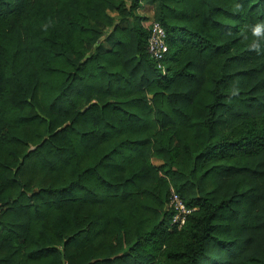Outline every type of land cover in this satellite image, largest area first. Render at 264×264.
<instances>
[{"label": "trees", "instance_id": "16d2710c", "mask_svg": "<svg viewBox=\"0 0 264 264\" xmlns=\"http://www.w3.org/2000/svg\"><path fill=\"white\" fill-rule=\"evenodd\" d=\"M143 1L166 29L160 61L147 51ZM257 24L264 0H0V264H264ZM120 30L131 32V73L167 104L154 116L145 95L127 97L138 86ZM32 52L56 80L28 66ZM164 119L177 142L151 147L147 128ZM159 170L194 208L181 229L169 195L142 202Z\"/></svg>", "mask_w": 264, "mask_h": 264}, {"label": "rangeland", "instance_id": "374dc122", "mask_svg": "<svg viewBox=\"0 0 264 264\" xmlns=\"http://www.w3.org/2000/svg\"><path fill=\"white\" fill-rule=\"evenodd\" d=\"M47 9L51 10L52 8H56L57 3L55 2H46ZM45 7V6H44ZM57 10V8H56ZM138 12L141 15H144L150 19V21L154 18V8L152 5L146 4L145 1L142 2L141 6L138 8ZM111 15H114L117 20L122 19V16H118L114 12H110ZM65 15L61 13L60 11L57 10V13L54 15V22L57 26V31H66V23H65ZM151 24V23H150ZM36 27L35 29H37ZM113 29V27H111ZM108 29L102 39L105 42V45L107 48H110V43L107 40V36L109 35L110 30ZM25 26L23 25V37L26 39V33H25ZM106 40V41H105ZM122 42L121 44L123 45L122 49L125 47H128L125 53V59L126 61H129L127 64L128 68L124 69V72L126 76L130 79L132 85L137 88L138 90H134V92H131L129 96L127 97H135V96H146L147 103L151 106V115L154 116L155 111H163L167 109V104L165 103V100L163 96L160 93H156V90H149L148 87L151 86V83L147 82L146 80H141V72L136 76L135 74L131 73V68H134V66L137 64V60L135 58L134 54V49L132 46V40H131V32L128 30H120L117 31L116 36H115V43ZM113 44V45H116ZM44 55H40L38 52H32L29 54L27 57V63L28 66L36 72L38 76L41 78L43 77H49L51 78L52 81L56 80L58 78V74L51 73V71H47L42 67V61L44 60ZM123 57V58H124ZM123 62L121 63L120 66H123ZM118 67V64L115 65ZM144 83H142V82ZM142 85H145L144 87L141 88ZM135 88V89H136ZM141 88V89H139ZM156 121V120H154ZM147 130L152 133V144L151 147L154 146L153 144H158V148L161 147H166L168 145L175 144L177 142L176 138V132L178 130L177 125L174 126V124H168L166 122V119L164 120H157L156 123L152 124L150 127L147 128ZM156 140L158 142H156ZM152 150L156 151L154 148ZM151 162L154 166H161L164 163V158L162 155H159L156 153L151 154ZM158 173L154 175V180L153 184L148 185L146 188H144L141 192L142 196L144 198L142 199V202H147L155 205H161V202L165 201L166 198L169 195V191L171 187H174V181L172 178V175L169 172H165L164 170H159L157 171ZM153 193V194H152ZM162 202V203H163ZM117 253H113L111 256H115Z\"/></svg>", "mask_w": 264, "mask_h": 264}, {"label": "built area", "instance_id": "2783aa9c", "mask_svg": "<svg viewBox=\"0 0 264 264\" xmlns=\"http://www.w3.org/2000/svg\"><path fill=\"white\" fill-rule=\"evenodd\" d=\"M147 51L156 61L164 58L168 51L166 29L160 21L151 20L149 27V36L147 39ZM167 208L172 211L171 228L181 229L186 223L188 216L194 208L187 205L183 197L174 187H171L167 202Z\"/></svg>", "mask_w": 264, "mask_h": 264}, {"label": "clouds", "instance_id": "9594fccd", "mask_svg": "<svg viewBox=\"0 0 264 264\" xmlns=\"http://www.w3.org/2000/svg\"><path fill=\"white\" fill-rule=\"evenodd\" d=\"M262 27H264V25H261V24L255 25V27L253 28V35L260 36ZM257 53L259 54L260 50H257Z\"/></svg>", "mask_w": 264, "mask_h": 264}]
</instances>
